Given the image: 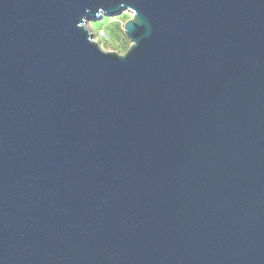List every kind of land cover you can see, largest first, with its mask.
<instances>
[{
    "label": "water",
    "instance_id": "obj_1",
    "mask_svg": "<svg viewBox=\"0 0 264 264\" xmlns=\"http://www.w3.org/2000/svg\"><path fill=\"white\" fill-rule=\"evenodd\" d=\"M0 264H264V0H0Z\"/></svg>",
    "mask_w": 264,
    "mask_h": 264
},
{
    "label": "rangeland",
    "instance_id": "obj_2",
    "mask_svg": "<svg viewBox=\"0 0 264 264\" xmlns=\"http://www.w3.org/2000/svg\"><path fill=\"white\" fill-rule=\"evenodd\" d=\"M132 18L130 12L122 13L116 17H103L102 20L87 24L93 34L95 41L99 42L101 47L110 52H116L124 55L129 49L131 42L125 36L123 28ZM104 30L107 37H98L97 34Z\"/></svg>",
    "mask_w": 264,
    "mask_h": 264
},
{
    "label": "built area",
    "instance_id": "obj_3",
    "mask_svg": "<svg viewBox=\"0 0 264 264\" xmlns=\"http://www.w3.org/2000/svg\"><path fill=\"white\" fill-rule=\"evenodd\" d=\"M90 24H91V23H90ZM97 36H98V37H101V38H103V37H107L106 32H105L104 30L100 31V32L97 34Z\"/></svg>",
    "mask_w": 264,
    "mask_h": 264
},
{
    "label": "bare ground",
    "instance_id": "obj_4",
    "mask_svg": "<svg viewBox=\"0 0 264 264\" xmlns=\"http://www.w3.org/2000/svg\"><path fill=\"white\" fill-rule=\"evenodd\" d=\"M89 25V24H88ZM91 25V24H90ZM87 28H88V26H87ZM89 29V28H88ZM90 30V29H89Z\"/></svg>",
    "mask_w": 264,
    "mask_h": 264
}]
</instances>
